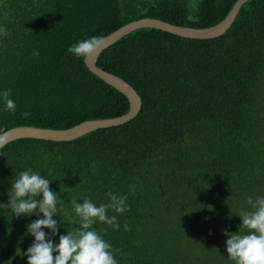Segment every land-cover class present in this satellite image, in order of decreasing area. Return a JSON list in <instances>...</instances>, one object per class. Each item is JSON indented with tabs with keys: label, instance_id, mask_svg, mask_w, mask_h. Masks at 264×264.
I'll return each mask as SVG.
<instances>
[{
	"label": "trees",
	"instance_id": "trees-1",
	"mask_svg": "<svg viewBox=\"0 0 264 264\" xmlns=\"http://www.w3.org/2000/svg\"><path fill=\"white\" fill-rule=\"evenodd\" d=\"M237 1L3 0L0 93L10 89L16 109L0 99V132L127 114L128 99L68 48L143 18L209 29ZM96 64L134 87L142 109L73 141L20 139L0 149V264H27L34 242L27 225L37 215L17 218L6 206L12 183L29 170L52 181L58 197V231L43 229L54 244L79 226L73 202L107 204L111 191L127 196L130 211H108L119 230L100 222L90 230L111 244L117 264H233L226 233L239 231L242 209L253 211L248 197H264V0H248L218 38L140 29Z\"/></svg>",
	"mask_w": 264,
	"mask_h": 264
},
{
	"label": "clouds",
	"instance_id": "clouds-1",
	"mask_svg": "<svg viewBox=\"0 0 264 264\" xmlns=\"http://www.w3.org/2000/svg\"><path fill=\"white\" fill-rule=\"evenodd\" d=\"M188 19L194 18L189 16ZM101 43V38L91 37L71 45L68 52L78 58L87 59L99 49ZM10 95L11 90L7 89L0 93V99L3 100L5 109L14 113L16 104L9 98ZM24 116L27 117L28 113H24ZM5 144V137L0 132V148ZM90 167L95 175L96 165L92 164ZM51 182L38 173L23 171L8 192L9 201L6 206L15 217L30 216L33 213L38 217L27 225V234L34 237V242L23 254L27 256V264H117L111 244L90 229L96 222H100L119 230L116 215L108 216L107 213L109 210L116 214L130 211L126 203L127 196L109 191L106 193L109 199L107 204L96 206L90 198L84 199L83 203L73 202L75 215L79 218L76 223L79 226L74 231H68L66 235H60L59 243L54 244L43 231L45 228L49 229L55 236L59 227L53 219L57 216L58 197L50 190ZM247 202L253 211L242 209L239 214L242 220L239 231L234 234L226 233L230 236L226 241L227 256L233 264H264V197L253 199L250 196ZM124 230H131L127 223ZM242 230H247V234H239Z\"/></svg>",
	"mask_w": 264,
	"mask_h": 264
},
{
	"label": "water",
	"instance_id": "water-1",
	"mask_svg": "<svg viewBox=\"0 0 264 264\" xmlns=\"http://www.w3.org/2000/svg\"><path fill=\"white\" fill-rule=\"evenodd\" d=\"M247 1L248 0H238L230 10L228 15L225 17V19L209 29L200 30L184 27L154 18H143L124 25L110 35L101 39L102 43L99 49L93 55L85 59V64L90 72L99 77L109 86L115 88L128 99L130 104V111L127 114L116 118L85 121L69 129L57 130L31 126L14 127L3 133L6 140L5 145L20 139L69 142L99 129L117 127L130 122L131 120L135 119L140 113L142 109V99L138 92L134 89V87H132L128 82H126L119 76L109 73L97 66L96 63L100 54L104 50L114 45L125 35L133 31L145 28L161 30L163 32H167L169 34L186 39L208 40L218 38L224 35L229 30V28L236 20L241 7ZM0 34L2 35V37H4L5 29H1Z\"/></svg>",
	"mask_w": 264,
	"mask_h": 264
},
{
	"label": "flooded vegetation",
	"instance_id": "flooded-vegetation-1",
	"mask_svg": "<svg viewBox=\"0 0 264 264\" xmlns=\"http://www.w3.org/2000/svg\"><path fill=\"white\" fill-rule=\"evenodd\" d=\"M0 3L2 4L3 3V0H0ZM3 5V4H2ZM4 29V28H3ZM1 30V29H0Z\"/></svg>",
	"mask_w": 264,
	"mask_h": 264
}]
</instances>
